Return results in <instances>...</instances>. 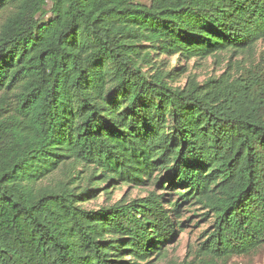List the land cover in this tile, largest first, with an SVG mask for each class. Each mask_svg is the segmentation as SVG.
Returning <instances> with one entry per match:
<instances>
[{
  "label": "trees",
  "instance_id": "obj_1",
  "mask_svg": "<svg viewBox=\"0 0 264 264\" xmlns=\"http://www.w3.org/2000/svg\"><path fill=\"white\" fill-rule=\"evenodd\" d=\"M262 40L264 0H0V264H155L192 208L201 264L263 248ZM106 183L153 190L84 207Z\"/></svg>",
  "mask_w": 264,
  "mask_h": 264
},
{
  "label": "rangeland",
  "instance_id": "obj_2",
  "mask_svg": "<svg viewBox=\"0 0 264 264\" xmlns=\"http://www.w3.org/2000/svg\"><path fill=\"white\" fill-rule=\"evenodd\" d=\"M144 2L146 0H137ZM264 53V40L260 41L256 46L255 61L259 63L261 55ZM229 55L221 54L219 57H207L202 60H185L177 56H166L163 60L166 62V70L173 69L174 73H179L173 85L183 87L188 78H195L197 82H202L209 77H217L223 72L229 70L233 74H237L244 64H247L249 58L245 57L239 61L241 57H233L229 60ZM229 66V67H228ZM263 66V64H262ZM181 68H184L180 70ZM180 70V71H179ZM109 191L108 194H103V189ZM153 190L152 186H126L119 185L112 187L106 184H101L98 188V194L90 199L83 206L88 209H97L103 205H110L120 199H134L146 196L148 192ZM196 209V208H192ZM184 209L181 220L185 223L183 231L177 234L176 239L168 245L167 255L161 260H157L155 264H201L198 259L192 255V250L204 237V232H209L211 228L210 220L205 221V217L200 215L202 211ZM220 264H264V247L255 254L247 256L232 257Z\"/></svg>",
  "mask_w": 264,
  "mask_h": 264
}]
</instances>
